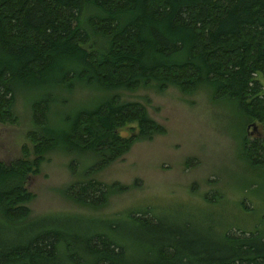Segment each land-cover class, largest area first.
I'll return each instance as SVG.
<instances>
[{
  "label": "trees",
  "instance_id": "obj_1",
  "mask_svg": "<svg viewBox=\"0 0 264 264\" xmlns=\"http://www.w3.org/2000/svg\"><path fill=\"white\" fill-rule=\"evenodd\" d=\"M258 78L264 82V0H0V124L15 122L14 104L24 98L34 126L33 159L24 149L14 163L0 162V264H264L258 228L160 225L150 208L33 217L26 189L48 152L88 155L90 169L101 170L164 134L123 94L205 91L234 104L241 122L264 123ZM78 90L94 96L59 119ZM241 156L262 167L264 142L242 137ZM113 187L91 179L67 193L97 210ZM120 220L145 237L120 233Z\"/></svg>",
  "mask_w": 264,
  "mask_h": 264
},
{
  "label": "rangeland",
  "instance_id": "obj_2",
  "mask_svg": "<svg viewBox=\"0 0 264 264\" xmlns=\"http://www.w3.org/2000/svg\"><path fill=\"white\" fill-rule=\"evenodd\" d=\"M258 79L263 90L264 82ZM123 95L122 99L143 105L164 134L134 143L128 153L101 170L90 169L94 160L88 155L48 152L39 173L29 175L26 183L34 195L28 205L33 217L112 218L150 208L160 225L186 221L204 233H219L225 227L258 228L264 233V165L254 167L241 156L242 137L264 142V123L241 122L234 104L213 102L205 91L189 97L176 89ZM92 96L78 90L73 105L57 110L58 118ZM13 114L14 123L0 124V162L6 165L23 158L24 149L33 159L29 103L17 99ZM53 121L57 122L56 116ZM91 179L114 186L97 210L73 203L67 193L69 187ZM118 223L120 233L146 235L130 230L124 220Z\"/></svg>",
  "mask_w": 264,
  "mask_h": 264
}]
</instances>
